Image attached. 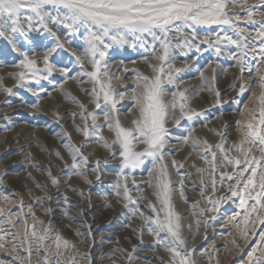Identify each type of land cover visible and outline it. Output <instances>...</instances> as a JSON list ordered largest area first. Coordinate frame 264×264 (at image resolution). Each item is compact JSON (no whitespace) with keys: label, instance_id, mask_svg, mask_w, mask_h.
Instances as JSON below:
<instances>
[{"label":"rangeland","instance_id":"obj_1","mask_svg":"<svg viewBox=\"0 0 264 264\" xmlns=\"http://www.w3.org/2000/svg\"><path fill=\"white\" fill-rule=\"evenodd\" d=\"M246 2L249 5H255L257 0H246ZM242 3L244 0H238L236 4L228 3L225 11L229 13L230 19L235 20L239 16L241 22L238 28L244 31L243 36L236 28L226 24H191L186 31L182 30L178 36L174 37L180 43L185 39L183 47L175 46V55L188 57L182 61L181 69L187 71L198 65L197 72L201 71L203 75L201 84L203 96L199 98L202 108L196 111L200 115L189 120L187 117H181L178 107L177 119L180 123L177 124L175 121V125L168 126L167 137L165 136L166 142L172 143L176 140L181 145L182 151H178L176 163L185 164L187 169H191L193 175H199L197 182L200 184L191 192L200 193L201 199L197 201L198 199L193 196L194 201H191V204L201 217L200 224L205 227L202 230L200 248L195 251L204 252V262L201 264H253L257 258L264 261V244L260 243L259 235L264 232V223L256 220L253 214L246 224L245 213L240 207V197H233L229 191L231 186L232 190H239L241 195H244L243 187L237 184V180L247 179L250 173H245L244 177L237 176L234 180L224 177L221 182L222 173L235 175L245 166L244 153L238 151L233 145H239L247 128H238L236 121L246 123L249 113L245 106L248 109L258 110V98L264 93V88L261 87L255 72L257 64L261 72H264L259 41L255 40L260 25L246 22V12L241 8ZM251 10L255 21L264 20V6ZM65 14V9L54 8L49 14V19H44V22L34 15L33 27L41 31L39 34L31 33V38H28L29 26L23 21H21L23 35L20 32L12 33L9 25L5 36L11 35L12 42L10 43L6 38H0V209L4 210L3 215H0V237H3L0 240V244L3 245L0 247V264H20L21 260L24 264H42L45 255L50 258L49 264H57V248L55 247L57 236L61 237L59 260L62 264H180V260L185 256L187 260L190 258L188 262L192 264V255L195 252L189 250L190 244H186L188 251L184 250L182 254L175 249L180 253L177 256L172 249L180 244L173 245L171 237L166 233L160 239H154L147 232L149 226H145V223L140 221L138 210L143 211L144 217H152L151 221L155 223L157 219L167 223L169 214L166 208L167 203L164 202L162 195H157V193L163 194L158 186L159 179H153L146 187L149 190L148 198L143 200L144 203L140 205V209L137 210L126 198L120 197V201H116V192L120 193L124 190L122 186L126 175L124 171H128L127 168L130 167L123 166V158L119 153V155L111 153L116 150L115 144L105 134L97 133L99 127L92 128L91 119L89 135L87 137L84 135L82 120L87 114L90 117L91 101H83L78 91L74 92L67 81L68 77L76 75L78 70L83 74L85 71L82 69L89 70L86 63L81 60L84 67L82 68L81 62L72 61L75 56L70 54V61L67 62L68 75H62V72H57L55 69L49 72L45 67L41 68L38 65L40 61L39 63L36 61L35 67L39 71L35 72V75H27L23 82L18 83V76L15 74L27 71L19 67L23 59L21 53L28 52L31 55L32 46L41 42V35L55 33V36L50 37L53 44L54 38H60L57 35L59 31H66L64 37L71 33L68 29L71 28L69 24L72 22L62 19ZM24 15L22 13V16ZM57 17L61 19L56 24L52 23L51 21ZM48 25L51 26L48 27ZM54 25L56 28L53 30ZM57 26H63L64 29L58 31ZM75 26L76 24L73 25V30ZM162 33V30L155 29L154 34H141L140 39H136L131 32H125V36L120 33L128 41L126 44L108 40V37L117 35L116 32L110 33L103 39L105 45H110L108 53L115 52L114 61L123 53H135L137 56V54L148 52L150 56L144 57L148 58L155 57L158 53L157 49L163 48L161 42L167 41V37H164L165 34ZM73 36L77 39L82 38L77 33ZM225 37L248 46L239 48L236 44L225 40ZM58 42L63 45L60 39L57 40ZM51 44H47L45 52L43 49H38L37 52L41 51L45 55L52 49ZM209 44L214 47H209ZM217 47L219 51L216 50ZM102 48L105 49L103 46ZM57 54L51 52L49 55L52 65L65 62L66 55L60 58ZM242 68L243 73H241ZM137 69L140 68H136V71ZM249 69H253L251 76ZM177 73L180 75L179 72ZM182 75L180 76L183 79ZM249 82H251L250 89L240 94V85L242 83L248 85ZM163 85L166 86L165 94H171L172 100L173 93L181 92L176 82H166ZM8 88L12 89L11 93L5 91ZM85 95L93 98L94 94L86 92ZM176 102L178 105L186 104V100H181L178 96ZM99 103L100 107H95L94 112L98 113V110L103 108L102 104L106 103L107 106H104L103 111L112 116L109 112L111 111L109 101L106 102L103 99ZM62 105L68 106L65 107L68 111H77L80 122L65 124L60 118ZM188 107L185 108L186 112L191 111ZM125 114L131 117L128 119L126 128L133 129L136 137L133 142L137 144L139 134L135 132L133 121L141 119L139 106L135 102L130 103ZM26 127L30 128V134L25 133ZM221 133L224 134V152L216 147L222 142ZM105 141L109 147L104 146ZM204 141L212 146L207 153H205ZM184 143L185 146L182 147ZM135 144L133 150L136 152L144 151L147 146ZM244 147L246 149L251 147L252 156L261 157L258 146L245 144ZM72 149L80 150V153L76 155V162L80 164L79 169L72 167ZM212 153H216L215 169L210 163L213 158ZM81 154L87 157L86 164L82 161ZM205 155L209 162H206ZM225 155L231 158L233 163L229 164L225 160ZM236 159L241 161L239 166L234 163ZM97 162H99L98 168ZM87 169L90 171L88 172ZM99 171L102 174L99 175ZM140 172L147 175L148 168L141 170L137 167L135 173L139 175ZM94 174L99 175L97 179L99 183L95 188L89 183ZM104 174L109 177L102 178ZM195 175L194 177L197 178ZM53 178L58 181L55 185L52 184ZM187 184L191 185V182ZM258 184L259 178H257V187L254 190L249 189L253 197L260 191ZM21 201H23L22 207ZM251 204L252 201L249 200L248 206L251 207ZM149 205H153L155 211ZM119 207L121 209H118ZM170 208L171 212H174L173 204ZM9 215L12 223L8 222ZM259 216L264 219V212H260ZM46 228L49 229L46 240L38 241L32 238L31 233L34 230L40 235H45ZM25 231L28 233V240L21 247ZM181 232V234L184 233V231ZM15 233L20 234L17 240L12 238ZM63 240L68 241L66 246ZM29 247L31 252L28 251ZM45 248L48 249L47 253L43 250ZM129 256L132 257L131 261Z\"/></svg>","mask_w":264,"mask_h":264},{"label":"snow or ice","instance_id":"obj_2","mask_svg":"<svg viewBox=\"0 0 264 264\" xmlns=\"http://www.w3.org/2000/svg\"><path fill=\"white\" fill-rule=\"evenodd\" d=\"M238 0H0V38H6L10 43L12 42V36H5V32L7 31V27L10 25L11 32L16 33L20 32L21 35L24 34L21 28V17L22 13L25 11H31L39 17L40 21L45 19V16L42 15V11L45 5H52L58 10L63 8L66 10V14L62 17L64 20H70L72 23L69 24V27H73L76 23H82L86 26L88 31V36L91 41V48L89 51L92 55V63L94 71L86 72L85 74L91 77L94 81L99 83L100 92L97 93L95 88L93 89V93L96 96V107H100L99 97L103 94V98L106 102H111V110L113 113L116 111V99L113 96V93L110 89L105 90L106 86L104 82L99 80V65L100 61L96 60L95 57L97 53L100 58L103 59L105 56V52L100 50V45L107 48L110 45L104 44V37L109 36L111 32H116L117 35L111 36V40L118 43H127L120 33L122 32H131L136 39H140L141 34L145 33H153L154 29H160L167 33L170 30V26L175 24L176 22H183L184 24H218V25H230L233 28H236L241 36L244 35V31L238 28V24L241 22L239 16L236 17L235 20L229 18V13L225 11L227 4L232 3L236 4ZM264 6V0H257L255 5L247 4L246 0L241 4V8L244 12H246V22L249 24H259L260 28L257 31L255 40L259 41V52L261 56V62H264V20L255 21L253 19V11L252 8H259ZM28 24L31 26L32 17L27 16L24 17ZM61 18L57 17L53 19V23H57ZM91 26H99L102 30L99 34L92 30ZM45 27L47 25L45 24ZM177 32L180 31V28L175 29ZM51 32V29H49ZM55 36V33H52ZM58 39V38H57ZM225 40H229L231 43L236 44L239 48H246L248 45L241 43L240 41L231 40L230 37H225ZM247 39V37H245ZM14 46V45H13ZM161 46L164 48V55L159 57L161 60H166L168 55V45L167 43L161 42ZM57 48H62L63 45L59 42L56 45ZM209 47H214V45L209 44ZM56 48L50 49L48 53L43 57L45 68L47 71H53V67L48 63L49 55L51 52H54ZM219 51V48L216 49ZM23 59L19 63V67L26 69L27 71H21L16 73L18 76V83L23 82L27 75H35V72L39 71L36 69V60L29 59L28 56L24 53H21ZM71 55L75 56V53H71ZM77 61L81 62V67H83V62L79 56H76ZM62 72L67 74L66 69H62ZM127 71V69H125ZM154 71L163 72V68L155 69ZM181 71V69H176V72ZM244 69H241V73H243ZM253 69H249V75L251 76ZM256 78L258 79L262 88H264V72H261L259 64H257L255 68ZM105 76L108 75L107 71L103 73ZM142 80L144 81L142 85V90L137 92L135 89L133 90L132 99L135 100L136 104L139 106L141 119L134 120L133 124L135 125V132L139 134L140 142L147 145L144 151L136 152L133 150L134 144L133 140L136 138L134 136L133 129L124 128L120 125L119 119L117 118L115 121V125H113L112 121L109 120L108 113L104 114V120L108 123L110 129H113L116 132V140L113 141V144L117 142L120 144V156L123 158V166L136 168L138 165L142 164L143 157L150 156L153 158V163L157 160H162L163 155L161 150L164 148L166 143L165 136L167 134V129L165 128V118L168 113L169 107L175 109L177 107L176 97L178 96L181 100H186L183 92L173 93V100L171 104H166L163 97L165 95L163 90V79L160 75H156L154 78H150L148 76H143ZM168 82L172 83V75L171 72L168 73ZM138 81V87H139ZM251 82L248 85L241 84L239 91L240 94H244L246 90L250 89ZM5 91L11 93L12 89L8 88ZM120 98H123V94H120ZM258 110L257 109H248L245 106L246 110L249 113V119L246 123L242 124L241 121L237 120L236 125L238 128H247V131L244 133V138L240 141L239 145L234 144L233 146L238 149V151L244 153V167L242 171L237 172L235 175H230L227 172L222 173L221 177L223 182V178L227 177L229 180L236 179L237 176L244 177L245 173H250L247 179L237 180V184L241 185L244 190V195H241L239 190H232L231 186H229V191L233 197H240V207L244 211L246 216L245 223L249 222L248 218L255 214L256 220L264 223V219L259 216L260 212H264V93L260 95L258 98ZM83 107V105H81ZM186 105L184 103L179 104L181 117H187V119L191 120L194 116L200 115V113H196L194 111H185ZM90 116L93 117V125L95 126L96 117L93 113H89ZM176 123L179 124L180 120L177 119ZM84 135L87 137L89 132L87 127L84 129ZM222 137V142L217 144L216 147L220 149L221 152H224V143L223 136L224 134H220ZM185 142H187V138H185ZM206 145L205 153L211 150V145H208L207 141H204ZM245 144L250 146H258V150L261 152V157L256 158L252 156L251 147L247 149L244 147ZM105 146L109 147L107 141H105ZM73 151V164L72 167L79 169L80 164L76 162V155L80 153L79 149H72ZM212 160L210 163L213 165L215 169V157L216 153H212ZM251 157V159H249ZM205 160L207 161V156L205 155ZM82 161L86 164L87 157L82 156ZM225 160L231 164L233 160L225 155ZM175 164L176 162L173 161ZM235 165L239 166L241 161L236 159L234 161ZM99 166V162H97V168ZM167 176L165 171H161L160 179L158 182V186L161 189V192L164 196V202H168L169 197V182L164 178ZM257 178H259L258 187L260 191L256 193V196L253 197L251 191L249 189L254 190L257 187ZM99 179V177H97ZM58 181L53 178L52 184H57ZM215 185V181L213 180V186ZM119 188V185H117ZM124 197L133 203L132 196L128 192L127 185L124 186ZM117 195H120L119 191H117ZM159 196L160 193H157ZM5 202H7V197L4 198ZM39 199V198H38ZM249 200L252 201L251 207L248 206ZM23 206V201H21V207ZM153 211H155V207L153 205H149ZM4 210L0 209V215H3ZM34 215V213H30ZM135 214V212L133 213ZM141 215H143L141 213ZM8 222L12 223V218L9 215L7 217ZM146 220H151L152 217H146ZM156 224L161 230H165L168 235L171 237L172 244H182L183 240L179 236V223L173 224L172 214H169L167 223L161 222L159 219L156 220ZM25 227H27L25 222ZM34 228V225H33ZM49 229H44L45 235H40L37 231H33L31 236L33 239L38 241H44L47 239V233ZM151 231V229H150ZM19 233L13 234V240H17L19 237ZM261 240L260 243L264 244V232L260 234ZM3 237H0L2 240ZM28 240L27 231L24 232L23 242H21L20 246H24V242ZM57 248V264H62L59 260V256L61 253L59 252L61 237L57 236L55 238ZM63 244L66 246L68 244L67 240H63ZM0 247H3L0 244ZM39 250V249H38ZM45 253L48 252V249H43ZM175 252V255L179 256L180 253L175 251V248L172 249ZM15 251V248H13ZM28 251L31 252V248H28ZM132 257L129 256V260L131 261ZM251 259V256H250ZM49 256L45 255L42 264H49ZM20 264H24V261H20ZM180 264H189L187 257H184L180 260ZM253 264H264V261L259 258L253 262Z\"/></svg>","mask_w":264,"mask_h":264},{"label":"bare ground","instance_id":"obj_3","mask_svg":"<svg viewBox=\"0 0 264 264\" xmlns=\"http://www.w3.org/2000/svg\"><path fill=\"white\" fill-rule=\"evenodd\" d=\"M54 8L55 7L52 6V5H45L41 14L44 15L45 19L48 20L49 19V14L51 12H53ZM23 15L24 16L21 17V21H23L26 25L29 26V28H28V36L29 37L28 38L32 37L31 33H33V32H37V34H39V32L41 30L40 29L35 30L34 27H33L34 15H36V14L31 12V11H25L23 13ZM27 16H31L32 17L31 26L28 24L27 20L24 18V17H27ZM44 21H42V22H44ZM64 23H65V21H64ZM188 25L191 26L190 23L189 24H184L182 22L180 24L176 23V24H173L172 26H170V30L167 33H165L163 31V33L165 34L164 37L165 36L167 37V41L165 43H167V45H168V55H167V59L166 60L159 59V57L164 55V48H158L157 49L158 53H157L156 56L154 54L155 52L152 53V54H154L155 57H148V56H150L148 52H147V54L146 53L145 54H142V53L137 54V56H135V53H127V54L123 53L121 56L118 57L119 59L114 61V57L113 56H114L115 52L110 54V53H108V48L109 47L103 49L102 45L99 46L100 50L105 52V56L103 57V59L100 58L98 53H97V55L95 57L96 60L100 61L99 73H98L99 80L104 82V84L106 86L105 90H108V88L110 87V89H111V91L113 93V96H114V98L117 101L115 113H113L112 110L109 111L111 113V115L113 116V118H112V116L108 115V116H110L109 120L112 121L113 125H115V121L118 118L119 122H120V125L122 127L126 128L127 123H129L128 119H129L130 115L128 116L127 114H125V110L127 109L128 105L130 103L135 102V100L132 99L133 90L135 89L137 92L142 90V85L144 83V81L142 80L143 75L144 76H148V77H152V78H154L156 75H160L162 77L164 83H166V82H168V73L171 72L173 82L177 83V86H178L177 88L179 90H181V92L184 93L185 97L188 96L187 99H186V104L184 103L186 105V107L189 106L188 108L191 109V111H194V112H196V111H198V110H200L202 108L201 105H200L201 103H200L199 98H202L200 96L202 95L203 86L201 87V84H202V76L203 75L201 74V71L197 72L198 65L194 66L192 69L189 68L190 70L183 71L181 69V66H182L181 63H182L183 60L187 59L188 57H186V56H184V57L183 56H178V54L175 55L176 54L175 53V46H177V45L178 46H182V44L185 43V39L181 40V43H180V42L176 41V39L174 37L178 36L181 33L182 30L186 31L188 29L187 28ZM50 26L48 25V27H50ZM57 27H58V31L60 29H64L63 26H57ZM91 27H92L93 31L100 33L99 26H91ZM177 27L180 28L179 32H177L175 30ZM36 28H38V27H36ZM54 28H56L55 25H54V27H52V29L54 30ZM68 31H70L71 33L69 35L65 36V37H64V35H66V31H63V32L59 31V33L57 35L60 36V38H58V39L54 38L53 44H51L52 40L50 39V37H52L53 35L51 33L44 32V33H48V34L41 35L42 36L41 42L40 43H36L35 45L32 46L33 49L30 52V54L31 53L32 54L29 55L28 52H25V53H26V55L28 56L29 59L36 60L37 62L40 61V63L38 62L39 63L38 65L41 66V68L45 67V63H44V59H43V55L44 54H42L41 51L37 52V50L38 49H41V50L43 49V51H44V49L46 48L48 43H50L52 45V46H50L52 49L56 48L57 40L60 39V41L63 43V46H65L66 49L64 47H62L60 49L56 48V50L53 53H55V54L58 53L57 55L60 58L63 57L64 55H66V59H65V62H62V63H59V64L58 63H54L55 65H52L51 59H50V56H49L48 63L53 67V69H55L57 72H62L61 71L62 69H66L67 70V67H69L67 62L70 61V56L69 55L71 53H75L76 54L75 57L72 58L73 59L72 61L76 62L77 61L76 56H79L81 58V60L84 63H86L87 68L89 70L82 69V68H84V67H82L81 69L85 71L84 74H83V72L81 73V71L78 70L76 75H74L72 77H68V79H67V81L69 82V85H71V87L73 88L74 92L77 90L78 94H79V97H81V99H83V101L84 100H88V102L91 101L90 108L92 110L90 109V112L93 113L95 115V117H96L95 126L93 125V117L92 116L89 117L88 114H87V115L84 116V119L82 120V123L84 124V126H83L84 128L83 129H85V127H87V130L91 128V126L89 125L90 124L89 120L91 119L92 128L95 129V128L99 127V132L96 130L97 133L101 132V133L105 134L113 142L114 140H116V132L113 129H110L109 126H108V123L104 120L105 112L103 111V109H104V106L105 107L107 106L106 103L102 104L103 108L98 110L99 111L98 113H95L94 112L95 110H93L96 107V96L93 93V89L95 88L96 92L99 93L100 92V85H99V83L94 81L91 77H89L88 75L85 74L86 72H92V71L96 70L93 67L92 55H91V52L89 51V49L91 48V41L89 39L88 31L86 29V26L84 24H82V23H79V24L76 23L75 30H73V28L71 27V28L68 29ZM125 32H127V31H125ZM125 32H122L121 34H124ZM74 33H77L78 36H81L82 38L81 39L74 38V36H73ZM190 33H192V32H190ZM196 33H198V32H196ZM124 36H125V34H124ZM180 39H181V37H180ZM108 40L112 41L111 37H108ZM189 40H192V39L189 38ZM152 41H154V39ZM130 43H132V42H130ZM113 46H114V43H113ZM118 48H120V47H118ZM170 50H172V51H170ZM121 53H122V51H121ZM146 55H148L147 56L148 58H144ZM136 68H140V69H137V71H136ZM154 68L155 69L163 68V72L154 71ZM125 69H127V71H125ZM176 69H181V71H179L180 75L185 74L184 76L182 75L183 79L181 78L180 75H178V73L176 72ZM139 70H140V72L143 75L139 72ZM105 71H107V73H108L107 76H105L103 74ZM62 73H63L62 75L65 74L64 72H62ZM202 73H203V71H202ZM237 73H238V71H237ZM65 75H68V74H65ZM138 81H139V85H140L139 87H138ZM163 90H164V93H165L166 86H164V85H163ZM86 92H88L89 94H94L93 98H90L89 96H86L85 95ZM121 93L123 94V98L122 99L120 98V94ZM170 95L169 94H165L164 97H163L165 103L169 104V105L172 102L171 101L172 97ZM103 99H104L103 98V94H101L100 97H99V102H100V100L102 101ZM63 104H64V102H63ZM108 104H109V107L111 109V102L109 101ZM68 106H65V105L63 106L62 105V108H61L62 112L60 114L61 120L65 124L66 123H73L74 124V123L80 122V119L77 117L78 116L77 111H71V110L68 111V110H66L65 107H68ZM87 107H88V105H87ZM178 107H179L178 104H177V107L175 109H172L171 107H169L167 116L165 118V128L166 129L170 125L171 126L175 125V121L178 118V116H177V111L179 110ZM83 124H81V125H83ZM198 125H200V124H198ZM78 128H80V127H78ZM24 130H25V133H27V132L29 133L30 132V128L26 127ZM198 130H199V132H201L200 129H198ZM22 134H23V132H22ZM168 139H169V137H168ZM15 141H17V139H15ZM169 141H171V140H169ZM112 142L110 144H112ZM142 144H144V143L140 142V138L138 137L137 144H135V145H142ZM14 145H15V143H14ZM104 146H105V144H104ZM115 146H116V150L111 152V153H113V155H119L120 151H121L120 144L117 142L115 144ZM183 146H185V143H184V145L182 144V147ZM186 147H187V145H186ZM179 150L182 151L181 145L178 142H176V140L174 142H172V143L166 142L165 145H164V148L161 150V153L163 155V159L162 160H157L155 162V164H154L152 157H150V156L143 157V161L144 162L142 164L138 165L137 167L140 168L141 170H143L145 167L148 168L147 175L144 174V173H141V172H140L139 175H138L139 172L135 173V170H136L137 167L136 168H131V167L127 168L128 171H126V170L124 171L126 173V175H125V178L123 180L122 186L124 188V186L127 185L128 192L132 196L133 201H135V203H133V202L132 203H133L134 207L137 208V210H138V208L140 209V205L142 203H144L143 200H146L148 198L147 194L149 193V190L146 187H148V185L152 182L153 179H160V173H161L162 170L167 173V176L164 177L169 182V197H168V202H167V205H166L167 207L166 208L168 210V213L172 214L173 224L174 223L175 224L179 223V225H180V228H179L178 231H179L180 238L183 240V243L180 244V246H176L175 245L177 247V248L175 247V249H178L179 251H181V254H182V252L184 250L188 251V250H186V244H188V245L190 244L189 250L191 252H195L198 248H200L199 243L201 242L202 236H203L202 230L205 229V227L203 226V224L202 225L200 224L199 219L201 217L194 210L195 208H194L193 204H191V201H194L193 196H195L198 199L197 201H200V199H201L200 198V196H201L200 193L191 192L193 189H195L200 184V183L197 182L199 180V178H198L199 175L196 176L194 174L197 177V178H195L193 173L191 172V169H189V168L187 169L185 164L184 165H179L177 163H175V164L173 163V161L176 162V160H177V153H178ZM140 152H142V151H140ZM109 155H111V154H109ZM105 161H107V160H105ZM92 162H93V160H92ZM87 171L89 172L90 169L89 170L87 169ZM138 171H140V170H138ZM197 171L199 172V170H197ZM100 172L101 171H99V175L102 174V172L101 173ZM99 175L94 174L90 178L91 179L90 182H89V183H91L90 186H92L94 188L96 187L97 183H99V182H97V177ZM108 177L109 176L107 174H104V176L102 178L107 179ZM189 181L191 182V185L187 184V182H189ZM123 193H124V190L122 192H120V195H117V192H116V196H117L116 201L117 202L120 201L119 200L120 197L125 198ZM160 195H162V197L164 199L163 194H160ZM188 197L189 198L192 197V198L188 200L187 199ZM202 201L206 202V200H202ZM171 204H173V206H174V212H171V208H170ZM118 209H121V207H119ZM137 213L139 215L140 221L144 222L145 226H149V228H147V232L154 239H158V238L160 239V237H163L165 233L168 234L165 230H161L154 221L146 220L145 219L146 217L141 215V213L143 214V211L138 210ZM169 214H168V217H169ZM150 229H151V231H150ZM181 231H184V233L181 234L182 233ZM154 242H155V240H154ZM203 253L204 252L202 250H200L199 252H195V254L192 255V258H193V259H191L192 264H196V263H198V264L200 263L201 264L202 262H204L203 261L204 260V257H203L204 254Z\"/></svg>","mask_w":264,"mask_h":264}]
</instances>
